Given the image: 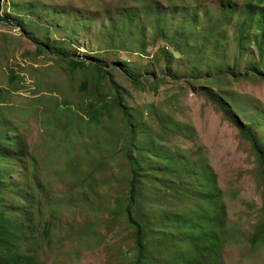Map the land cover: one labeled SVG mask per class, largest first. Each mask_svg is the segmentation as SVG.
<instances>
[{"label": "rangeland", "instance_id": "1", "mask_svg": "<svg viewBox=\"0 0 264 264\" xmlns=\"http://www.w3.org/2000/svg\"><path fill=\"white\" fill-rule=\"evenodd\" d=\"M259 4L0 0L5 204L34 233L23 251L41 264H138L141 216V264H189L213 218L212 264H264ZM72 59L104 68L103 85ZM128 156L139 170L131 215Z\"/></svg>", "mask_w": 264, "mask_h": 264}, {"label": "trees", "instance_id": "2", "mask_svg": "<svg viewBox=\"0 0 264 264\" xmlns=\"http://www.w3.org/2000/svg\"><path fill=\"white\" fill-rule=\"evenodd\" d=\"M262 2H264V0H260L259 6H261L260 8H263V13L258 19V21L260 22L261 27H264V6L261 5ZM228 17L229 18L226 21V24H228L230 19H233L234 16L229 15ZM68 64L70 65L71 69L78 70L81 73L93 72L94 75L98 78L99 84L103 85V80L107 75V71L101 66L94 63L88 65L86 62H83V60L76 59L70 60ZM134 83L138 84L140 82L135 81ZM208 99L224 114L227 119H229V121L235 124L237 128H239L244 134L246 133V137L252 140L255 146L257 147V150H259L258 140H256L252 133L250 131H245L244 127L231 116L229 110L223 104L214 100L211 96H209ZM115 104L120 107V109L124 111L125 114H127L123 100L116 99ZM88 123L99 124L100 120L97 118L93 119L91 117V119L89 118ZM4 144L5 140L3 139L0 131V264H41L34 253H32L31 251L22 250V246L26 242L30 241L31 238H33L34 236V233L30 230V226L27 224L26 221L17 220L13 215H10V213H8L9 209L5 204V196L7 190L9 189V186H11V183L7 182V174L4 170V165L6 161L10 158L8 150L9 148L6 147ZM128 159L132 167L133 176L131 185L132 188L127 197L126 213L131 215V211L134 208H137L136 201L139 197V193L135 188L138 180L139 170L137 168L138 162L132 160L130 156H128ZM261 160L264 166V159L262 158ZM23 200L27 202V204H30L28 205V210L25 211L24 209V213L26 212V214H29L31 207L34 205L33 199L25 196L23 197ZM220 214H222V217L225 220L227 213L224 207H220ZM214 221L215 220L212 218L209 221V223H211L210 228L205 230V234L201 235L198 240L193 241L195 243L193 247L195 254L192 258H190L189 264H212V257L214 256L212 245H214L215 247L219 243V238L213 225ZM218 222H223L222 218ZM219 225L220 224L218 223V226ZM136 227L137 229L134 237L136 248L139 253L138 264H141L146 259V248L144 245V241L148 237L147 226L145 225L141 216H138V222L136 224ZM192 228L195 229L194 226ZM262 234H264V230Z\"/></svg>", "mask_w": 264, "mask_h": 264}]
</instances>
